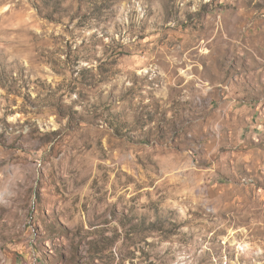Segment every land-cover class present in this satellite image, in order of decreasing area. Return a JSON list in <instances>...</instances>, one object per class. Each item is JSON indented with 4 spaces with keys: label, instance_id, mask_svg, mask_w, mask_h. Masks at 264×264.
I'll return each mask as SVG.
<instances>
[{
    "label": "rangeland",
    "instance_id": "374dc122",
    "mask_svg": "<svg viewBox=\"0 0 264 264\" xmlns=\"http://www.w3.org/2000/svg\"><path fill=\"white\" fill-rule=\"evenodd\" d=\"M0 264H264V0H0Z\"/></svg>",
    "mask_w": 264,
    "mask_h": 264
}]
</instances>
